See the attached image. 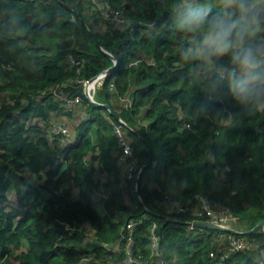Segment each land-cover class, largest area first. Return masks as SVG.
Instances as JSON below:
<instances>
[{
  "label": "trees",
  "instance_id": "1",
  "mask_svg": "<svg viewBox=\"0 0 264 264\" xmlns=\"http://www.w3.org/2000/svg\"><path fill=\"white\" fill-rule=\"evenodd\" d=\"M96 2L119 14L122 32ZM213 2L208 18L219 11ZM88 3L0 0V264H128V236L132 256L147 262L153 225V264H214L228 244L220 235L255 245L225 264H259L264 228L247 232L264 220V111L183 61L192 34L178 27L174 0ZM103 51L118 62L94 93L108 108L78 83L113 67ZM56 88L78 96V107L68 111ZM74 114L83 118L74 143L51 145V126L69 130L58 118ZM118 125L132 150L130 179L118 161ZM198 198L236 217L241 234L191 230L204 221L193 214ZM130 221H141L131 233Z\"/></svg>",
  "mask_w": 264,
  "mask_h": 264
},
{
  "label": "clouds",
  "instance_id": "2",
  "mask_svg": "<svg viewBox=\"0 0 264 264\" xmlns=\"http://www.w3.org/2000/svg\"><path fill=\"white\" fill-rule=\"evenodd\" d=\"M174 3L178 27L192 34L183 61L214 85L226 83L237 103L264 111V0H219L211 18L213 0Z\"/></svg>",
  "mask_w": 264,
  "mask_h": 264
},
{
  "label": "built area",
  "instance_id": "3",
  "mask_svg": "<svg viewBox=\"0 0 264 264\" xmlns=\"http://www.w3.org/2000/svg\"><path fill=\"white\" fill-rule=\"evenodd\" d=\"M87 1V0H84ZM92 3H95V0H92ZM107 14L104 15L106 19L110 20H117L118 23H124L123 20L119 17V14L117 12H113L111 10H107ZM133 32V29L130 28V33ZM71 62L73 65H80L78 61L75 59L71 58ZM113 67L110 69L105 70L101 74H99L98 78L93 82L90 83V81H78V83L82 84L84 87L85 91L87 88H89V92L95 93L96 90L100 89L109 74L117 68L118 62L117 60H113ZM84 91V92H85ZM54 95L55 97L64 103L65 107L67 108L68 111H72L73 109L77 108L78 105L80 104L81 100L78 96H69L65 93H63L59 88L54 89ZM130 104L131 102H127ZM115 135L117 138V148L119 150V157L118 161L120 164V167L123 168V170L126 171V179H130L132 176V171H133V164L131 161L132 157V150L130 147V144L128 142V139L126 138V134L122 126L118 125L115 127ZM48 141L51 145L55 146L58 145L60 147H68L74 143V138L71 137L69 130L61 125V124H53L51 126V129L47 135ZM121 152V154H120ZM199 200V209H196L194 211V217L198 220H204V221H196L193 222L189 225V228L195 229L194 224L195 223H204V224H210L217 226L219 228H222L224 230H231L234 231V223L236 222L237 218L233 217L232 215L229 214V212L221 207H218L216 204H211L208 201H206L203 198H198ZM174 209L177 212H186V209L183 208L181 205L175 203ZM141 221L139 222H133L130 221L126 225V230L131 233V231L134 229V227L138 224H140ZM229 234H233V232H228ZM227 240L228 244L225 246L226 250L225 253H223L218 260L214 262V264H225V261L229 257V255L233 253H239V252H252L255 250V245H253L250 242H247L246 240L242 239L241 237H234V236H228V235H220L217 238V242H220L222 240ZM219 240V241H218ZM149 242L151 246V251L152 255L151 258L147 262H142L139 261L138 259H135L130 251V246H131V237L126 238V244H127V260L126 262L128 264H153V258L154 257H160V251H159V238L155 234V225H153L150 229L149 232ZM210 258H215L214 253L210 254ZM259 264H264V251L260 252L259 256Z\"/></svg>",
  "mask_w": 264,
  "mask_h": 264
},
{
  "label": "rangeland",
  "instance_id": "4",
  "mask_svg": "<svg viewBox=\"0 0 264 264\" xmlns=\"http://www.w3.org/2000/svg\"><path fill=\"white\" fill-rule=\"evenodd\" d=\"M86 2H89L87 5L89 6V5H93L94 3H92V0H87ZM94 6L96 7V12L99 14V17L102 19H104L105 17L102 15L105 11H107L109 8H107V9H103V4H101V3H98V2H96L95 4H94ZM90 8H91V6H90ZM94 10V9H93ZM92 10V11H93ZM105 15V14H104ZM122 25H125V23H119L118 24V30H120V32H122L121 30H122ZM103 29H107V30H109L110 29V27H109V25L106 23V25L103 27ZM84 91H85V89H84ZM89 94H90V92H89ZM92 97H93V99H94V94L93 93H91L90 94ZM0 101H5V94L4 93H0ZM113 103H115V100L113 101ZM122 101H120L119 103H118V101H117V103L115 104V107H117L118 106V108L119 107H122ZM142 116V114H140L139 115V118ZM62 117V119H60ZM61 117H59L58 119H59V121H61V122H65L66 124H67V126L69 127V130H70V132L73 134V131H74V128L75 127H77L78 126V124L80 123V122H82V116L80 115V114H74L73 116H71V117H63V116H61ZM126 134V133H125ZM126 138H127V134H126ZM96 206V205H95ZM95 208H97V210L98 211H100L101 212V207L100 206H96ZM229 232V231H228ZM219 241V240H218ZM227 240L225 239V240H222V241H220V242H218V244L220 245V246H222L223 244H225V242H226ZM225 248V247H224Z\"/></svg>",
  "mask_w": 264,
  "mask_h": 264
},
{
  "label": "water",
  "instance_id": "5",
  "mask_svg": "<svg viewBox=\"0 0 264 264\" xmlns=\"http://www.w3.org/2000/svg\"><path fill=\"white\" fill-rule=\"evenodd\" d=\"M104 52V51H103ZM106 55H108L112 60H114V58L110 55V54H107L106 52H104ZM99 76H96L94 77L93 79L90 80V83H93ZM85 96L86 98L92 102L93 104H95L96 106H99V107H105V108H108L107 105H101V104H97L93 97L89 94V88L86 89L85 91ZM115 118L117 119L118 117L115 116ZM118 120V119H117ZM194 227L197 228V229H206V230H215V231H222V232H233V233H237V234H241V233H238V232H234V231H231V230H224L222 228H219L217 226H214V225H210V224H204V223H195L194 224ZM262 228H264V220L259 223L258 225H256L252 230L248 231L247 233L248 234H252V233H257L259 232Z\"/></svg>",
  "mask_w": 264,
  "mask_h": 264
},
{
  "label": "crops",
  "instance_id": "6",
  "mask_svg": "<svg viewBox=\"0 0 264 264\" xmlns=\"http://www.w3.org/2000/svg\"><path fill=\"white\" fill-rule=\"evenodd\" d=\"M71 137H72V138H74V135H73V134H71ZM101 212H102V210H101Z\"/></svg>",
  "mask_w": 264,
  "mask_h": 264
}]
</instances>
